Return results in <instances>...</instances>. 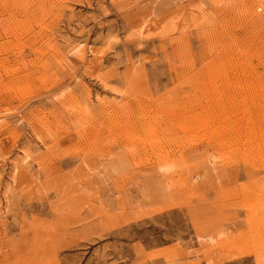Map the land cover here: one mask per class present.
<instances>
[{"label":"rangeland","instance_id":"1","mask_svg":"<svg viewBox=\"0 0 264 264\" xmlns=\"http://www.w3.org/2000/svg\"><path fill=\"white\" fill-rule=\"evenodd\" d=\"M0 264H264V0H0Z\"/></svg>","mask_w":264,"mask_h":264}]
</instances>
